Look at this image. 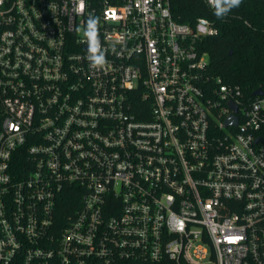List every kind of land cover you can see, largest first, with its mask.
<instances>
[{"label": "built area", "instance_id": "built-area-1", "mask_svg": "<svg viewBox=\"0 0 264 264\" xmlns=\"http://www.w3.org/2000/svg\"><path fill=\"white\" fill-rule=\"evenodd\" d=\"M172 1L0 0V264H264V93Z\"/></svg>", "mask_w": 264, "mask_h": 264}, {"label": "trees", "instance_id": "trees-1", "mask_svg": "<svg viewBox=\"0 0 264 264\" xmlns=\"http://www.w3.org/2000/svg\"><path fill=\"white\" fill-rule=\"evenodd\" d=\"M174 19L194 25L208 19L218 34L198 43L209 57V73L239 85L247 96L264 91V0H242L224 19H217L206 0H173Z\"/></svg>", "mask_w": 264, "mask_h": 264}, {"label": "clouds", "instance_id": "clouds-1", "mask_svg": "<svg viewBox=\"0 0 264 264\" xmlns=\"http://www.w3.org/2000/svg\"><path fill=\"white\" fill-rule=\"evenodd\" d=\"M214 15L217 19H224L235 8H238L242 0H208ZM83 3V0H81ZM99 18L94 15H89L87 20L84 36L89 43V61L94 68H102L106 64V58L101 51L98 37Z\"/></svg>", "mask_w": 264, "mask_h": 264}, {"label": "water", "instance_id": "water-1", "mask_svg": "<svg viewBox=\"0 0 264 264\" xmlns=\"http://www.w3.org/2000/svg\"><path fill=\"white\" fill-rule=\"evenodd\" d=\"M264 91L262 89H258L254 92V96H258V95H263ZM234 110H237V105L233 106ZM232 124H237V119L235 116H232L231 119H228L226 125H232Z\"/></svg>", "mask_w": 264, "mask_h": 264}]
</instances>
